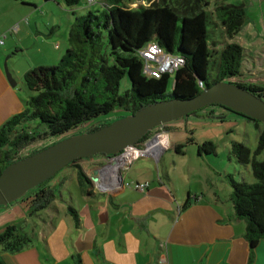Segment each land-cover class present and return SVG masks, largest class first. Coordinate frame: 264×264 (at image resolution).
I'll return each mask as SVG.
<instances>
[{
	"label": "trees",
	"instance_id": "1",
	"mask_svg": "<svg viewBox=\"0 0 264 264\" xmlns=\"http://www.w3.org/2000/svg\"><path fill=\"white\" fill-rule=\"evenodd\" d=\"M130 1L102 0L105 3L103 9L77 15L69 28L70 46L59 63L52 67H35L24 74L25 86L35 93L24 100L23 110L0 125V174L8 164L48 146L22 155L20 151L29 144L60 136L117 107L131 113L157 101L193 97L204 88L199 86L200 82L211 85L232 81L264 98V85L234 80L243 75L244 46L228 42L219 48L217 41L209 42L210 23L220 26L229 38L240 32L247 20L243 4L216 1L213 9H209V0H148L146 6L130 7ZM65 2L74 7L80 0ZM72 13L76 11L72 10ZM152 43L185 60L173 74L171 90L172 74L150 76L144 71L142 51ZM125 76L130 80V87L120 92ZM216 105L230 109L220 104L207 107ZM207 107L189 116L216 118L217 112ZM241 116L253 121L259 129L257 148L252 152L246 144L234 141L230 153L238 163L251 165L257 181H239L232 173L225 176L232 188L235 213L246 221L245 237L254 252L264 239V122ZM31 120H39L42 129H32L28 124ZM106 123L94 124L87 130ZM151 134L153 131L140 140ZM187 143L198 144L190 137L186 143L177 145L176 150L184 153ZM198 147L201 154L217 151L213 141L199 143ZM77 161L67 166L76 167L81 192H90L93 181ZM47 181L21 198L25 204L30 198L28 206L32 215L42 213L53 203L55 193ZM67 211L80 226L79 209L68 202ZM34 239V235L18 223L3 225L0 228V264H3L2 252H21Z\"/></svg>",
	"mask_w": 264,
	"mask_h": 264
},
{
	"label": "crops",
	"instance_id": "2",
	"mask_svg": "<svg viewBox=\"0 0 264 264\" xmlns=\"http://www.w3.org/2000/svg\"><path fill=\"white\" fill-rule=\"evenodd\" d=\"M1 3L16 13L21 4L32 6L33 12L28 16L37 17L38 0ZM0 9V19L5 20L0 32H10L18 20L10 23L9 11ZM12 32V41L18 48L23 39L21 27ZM66 37L67 41L60 37L58 43L54 42L55 47L51 46L58 58L69 46V35ZM4 48L6 53L14 54L8 40L5 41L0 47V125L25 106L18 88L20 72L11 65L10 71L18 82L15 87L5 74ZM164 129L168 132L169 128ZM168 136L170 146L160 156L139 157L123 171L124 187L111 172L103 174L102 188L90 184L91 191L82 194V205L78 207L80 226L69 213L70 218L58 219L59 207L54 201L49 209L39 213L46 215V219L33 214L44 226L23 251L2 252L3 264H264V239L253 252L243 222L236 220L232 188L226 182L227 170L223 172L219 161L204 158L200 152L197 158H187L186 150H176L183 142L171 139L169 132ZM87 163L82 165L93 179L97 162L92 159ZM146 181L149 187L145 191L133 186ZM51 189L58 192L56 186ZM18 203L21 209L14 207V212L28 214V204Z\"/></svg>",
	"mask_w": 264,
	"mask_h": 264
},
{
	"label": "rangeland",
	"instance_id": "3",
	"mask_svg": "<svg viewBox=\"0 0 264 264\" xmlns=\"http://www.w3.org/2000/svg\"><path fill=\"white\" fill-rule=\"evenodd\" d=\"M38 1L39 3L37 5L39 8L35 11L37 13V17L33 16L30 18L31 15L28 16V13L33 12V8H31L32 6H22L21 4L20 12L16 13L10 9V7L3 6L0 0V7L9 11L8 15L11 17L10 23L18 20V22L14 23L15 27L10 29V32L13 30L18 31L21 27L20 35L23 39L19 42L18 48L16 47L15 42L12 41L14 32L10 33L9 31H5L8 33L5 41L8 40V44L12 46L14 54L10 55L9 53H6L7 50L5 48L3 53L4 55H7L6 58L8 57L9 69L12 65L16 68L18 73L20 72L19 75L21 78L18 83V88L24 100L30 98V96L35 93L34 91H30L25 86L23 81L24 74L29 67H31V65H35L33 68L52 67L58 64L68 48H64L61 57L58 58V52L52 48L55 47L54 42L58 43L57 41L60 37L64 41H67L66 36L69 35V27L75 21V17L77 15L87 14L90 10H101L104 7V4L100 2L101 0H97L99 2L93 5H86V2L89 0H80V2L74 7L68 6L65 0H52L50 2H47L46 0ZM149 1L132 0L128 4L130 7H137L139 4L146 6L149 4ZM209 1L211 2L209 9H213L216 1H226L228 3L238 5L243 4L245 6L247 20L240 32L233 38H229L220 26L210 23L209 42L212 44L214 41H217L219 48H222L228 42H237L243 45L245 48L243 75L234 80L264 85V0ZM72 10H75L76 13L73 14ZM3 24H5V20L0 19V26ZM31 26L33 27V31ZM5 32H0V35ZM14 37H16V35H14ZM173 82L174 78L172 75L169 90L172 89ZM129 87L130 80L128 76H125L121 81L120 92H124ZM207 108L222 110L225 114L215 113L216 118L203 117L202 115L181 117L164 124L163 127H157L156 129L161 130L164 129V127H168L171 139H179L183 143H186L187 139L190 137L195 138L200 144L205 141L215 142L217 145L216 153H203L202 156L204 158L219 161L221 163L222 171L224 172L227 170L228 173H232L236 180H245L249 183L256 182L257 178L252 172L251 165H242L238 163L234 155L230 153V149L234 141H239L246 144L251 151L254 152L258 144L259 129L253 121L242 117L240 114L227 111L228 109L217 105ZM128 114L129 113L124 108L117 107L113 111L100 115L93 120L84 122L82 125L60 136H51L47 139L29 144L24 147L20 153L22 155H27L28 153L43 146H49L66 137L83 133L94 124L100 122H107L106 124H108ZM217 116L221 117L219 118ZM28 124L32 129H42V124L39 120H31ZM185 150L187 151V155H185L187 158H190L192 155L194 158H197L199 154L196 143H187ZM77 163L83 164L84 166L88 164L86 160L80 159ZM162 171H164V167L161 164V173ZM65 175L66 177L64 178ZM139 176H142V174H139ZM47 182L48 185H51V187L56 186V189L58 190L53 198L54 203L59 207V212L56 214L58 219L62 220L69 216L66 201H70L77 208L82 205L83 193L80 190L75 166H66L55 176L51 177ZM226 182L229 184L227 179ZM187 195L188 193L185 192L184 196L187 197ZM28 200L29 204L31 200L30 198ZM18 202L23 201L22 199L21 201L16 200L11 202L8 206L0 208V228L9 222L18 223L24 227L26 231H29L32 235H34V237H36L37 231L42 229L44 223L41 222L39 218H36V216H33L31 212L28 214L27 212L23 214L20 210L14 212V207L16 209H21V207L18 206L21 203ZM41 218L46 219V215H41ZM236 220L242 221L246 228V221L244 219H241L236 215Z\"/></svg>",
	"mask_w": 264,
	"mask_h": 264
},
{
	"label": "water",
	"instance_id": "4",
	"mask_svg": "<svg viewBox=\"0 0 264 264\" xmlns=\"http://www.w3.org/2000/svg\"><path fill=\"white\" fill-rule=\"evenodd\" d=\"M4 60L5 74L13 87L17 80ZM220 104L231 110L264 122V98L232 81L205 85L197 95L171 98L150 103L94 130L66 137L33 154L8 164L0 174V207L23 198L29 190L49 180L68 164L98 153L107 154L106 163L99 165L93 179H101L108 160L122 149L135 146L154 128L181 117H188L209 105ZM221 117V116H217ZM119 180L124 187L125 174Z\"/></svg>",
	"mask_w": 264,
	"mask_h": 264
},
{
	"label": "built area",
	"instance_id": "5",
	"mask_svg": "<svg viewBox=\"0 0 264 264\" xmlns=\"http://www.w3.org/2000/svg\"><path fill=\"white\" fill-rule=\"evenodd\" d=\"M94 2L95 0H89L90 4ZM6 37L7 32L0 35V47L5 44ZM142 55L145 60L144 71L150 76H161L166 72L173 75L185 62L182 56L166 52L157 43L150 44L142 51ZM199 86L205 87L202 82H200ZM169 146L168 132L165 129L156 130L150 138L142 141L139 140L135 146L125 147L117 153L114 158H110L108 160V168L103 174L111 172L114 177L119 179L120 172L127 170L137 158L151 154L160 156ZM103 176L104 175H102L101 179L98 181L93 179L95 186L102 188ZM133 186L141 191H145L149 187V182H135Z\"/></svg>",
	"mask_w": 264,
	"mask_h": 264
},
{
	"label": "flooded vegetation",
	"instance_id": "6",
	"mask_svg": "<svg viewBox=\"0 0 264 264\" xmlns=\"http://www.w3.org/2000/svg\"><path fill=\"white\" fill-rule=\"evenodd\" d=\"M210 110V109H209ZM213 110H215L217 113H219V114H225L224 113V111H222V110H217V109H213ZM219 111V112H218ZM227 111H230V112H233V113H235V114H241V113H238V112H235V111H233V110H231V109H229V110H227ZM242 115V114H241ZM162 127H163V125H161ZM161 126H158V127H161ZM157 128V127H156ZM156 128H154V130H152L153 131V133L157 130ZM153 134H151V135H149L148 137H146V138H144V140L145 139H148V138H150L151 136H152ZM142 141V140H141ZM107 157H108V155L107 154H103V153H98V154H95V155H93V156H90V157H87V158H83V160H92V159H94V160H96V162H97V164H96V167H98L99 168V165H103V163H106V159H107ZM82 159V158H81ZM79 160V159H78Z\"/></svg>",
	"mask_w": 264,
	"mask_h": 264
},
{
	"label": "clouds",
	"instance_id": "7",
	"mask_svg": "<svg viewBox=\"0 0 264 264\" xmlns=\"http://www.w3.org/2000/svg\"><path fill=\"white\" fill-rule=\"evenodd\" d=\"M92 181H93V179H92ZM94 184V183H93Z\"/></svg>",
	"mask_w": 264,
	"mask_h": 264
}]
</instances>
